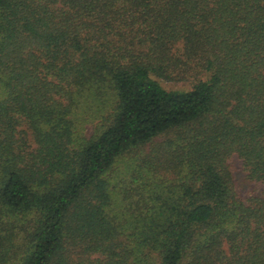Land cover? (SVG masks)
I'll return each instance as SVG.
<instances>
[{
  "label": "trees",
  "instance_id": "16d2710c",
  "mask_svg": "<svg viewBox=\"0 0 264 264\" xmlns=\"http://www.w3.org/2000/svg\"><path fill=\"white\" fill-rule=\"evenodd\" d=\"M0 264H264V0H0Z\"/></svg>",
  "mask_w": 264,
  "mask_h": 264
},
{
  "label": "rangeland",
  "instance_id": "374dc122",
  "mask_svg": "<svg viewBox=\"0 0 264 264\" xmlns=\"http://www.w3.org/2000/svg\"><path fill=\"white\" fill-rule=\"evenodd\" d=\"M149 148V146H148ZM129 161L128 159L119 161L118 164V169L120 171L123 170V172L125 171V162ZM232 172H233V176L236 179V182L238 184V187L240 189V192L242 194V196L247 197L248 194L251 193V190H259L260 186L258 184H255L254 182H249L246 177H245V173L242 170L241 167V163L240 161L235 160L233 165H232Z\"/></svg>",
  "mask_w": 264,
  "mask_h": 264
}]
</instances>
